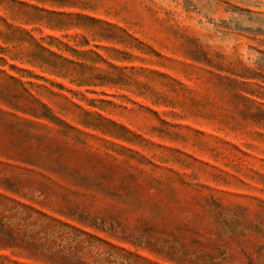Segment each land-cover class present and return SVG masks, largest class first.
<instances>
[{
    "label": "rangeland",
    "instance_id": "rangeland-1",
    "mask_svg": "<svg viewBox=\"0 0 264 264\" xmlns=\"http://www.w3.org/2000/svg\"><path fill=\"white\" fill-rule=\"evenodd\" d=\"M106 252L264 264V0H0V264Z\"/></svg>",
    "mask_w": 264,
    "mask_h": 264
},
{
    "label": "trees",
    "instance_id": "trees-1",
    "mask_svg": "<svg viewBox=\"0 0 264 264\" xmlns=\"http://www.w3.org/2000/svg\"><path fill=\"white\" fill-rule=\"evenodd\" d=\"M49 53L52 56L62 58V57L58 56L56 53H53V52H49ZM63 61H67V60L63 59ZM118 242H121V241H118ZM110 246L113 247L114 249H116V251L124 252V253H127L128 255H131L130 253H128L125 249H123L121 247H118L116 245H110ZM104 257H105V260L111 264H137V263L132 262L130 259H125L124 256H121V257L114 256L112 253H109V252L104 253ZM137 258L147 262L148 264H157V263L152 262L151 260H149L147 258H143L140 256H137ZM176 264H179V263H176Z\"/></svg>",
    "mask_w": 264,
    "mask_h": 264
}]
</instances>
